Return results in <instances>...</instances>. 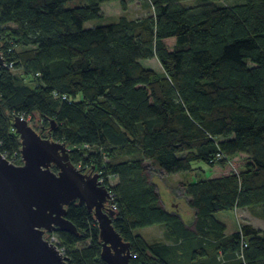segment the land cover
<instances>
[{"label": "trees", "instance_id": "16d2710c", "mask_svg": "<svg viewBox=\"0 0 264 264\" xmlns=\"http://www.w3.org/2000/svg\"><path fill=\"white\" fill-rule=\"evenodd\" d=\"M68 1L0 0V53L12 64L0 68V153L20 149L14 116L38 115L40 131L53 121L50 137L66 143L71 163L102 173L131 264H264L263 229L226 234L214 216L258 206L264 218V0ZM110 2L121 12L139 2L148 15L85 29ZM151 59L161 74L141 64ZM146 161L166 175L195 162L220 169L184 183L192 227L161 205ZM65 217L81 234L57 232L67 264H107L92 213L73 201ZM155 224L178 248L135 233Z\"/></svg>", "mask_w": 264, "mask_h": 264}, {"label": "water", "instance_id": "95a60500", "mask_svg": "<svg viewBox=\"0 0 264 264\" xmlns=\"http://www.w3.org/2000/svg\"><path fill=\"white\" fill-rule=\"evenodd\" d=\"M3 64L0 55V68ZM12 127L23 164H9L0 154V264H67L68 257L43 234L47 230L81 235L65 217L73 201L84 205L97 222L100 258L107 264H131L130 243L112 224L117 211L109 206L111 194L94 167L84 173L71 163L66 143L50 137L53 121L46 138L17 115Z\"/></svg>", "mask_w": 264, "mask_h": 264}, {"label": "rangeland", "instance_id": "374dc122", "mask_svg": "<svg viewBox=\"0 0 264 264\" xmlns=\"http://www.w3.org/2000/svg\"><path fill=\"white\" fill-rule=\"evenodd\" d=\"M238 2L239 0H232V1H227V2H220L218 4L219 5H234V4H237ZM241 2L242 0L240 1V3ZM78 4H80V0H73V1H68L66 6L71 7V6H77ZM187 4L193 5L194 2H188ZM147 15H148V10L139 2H134L133 4H131L126 12L120 11V8L117 2H110L108 4L102 5V16H100L99 18L95 20L86 22L83 27L85 29H89V28L109 25V24L117 22L119 18L122 16H124L126 19H129V20H133V19L135 20V19H142L146 17ZM10 26L13 27V25H10ZM173 45H174V40L173 39L168 40L167 42L168 48H171ZM18 49L19 48H16L17 51H19ZM141 64L146 68H150L154 70V72L158 74H161L162 72L159 62L155 59L142 61ZM11 73L12 75L18 78V76H20L21 74V71L18 68H15L11 70ZM18 81H20L19 78H18ZM33 115L34 116L32 115L25 116V117H28V116L30 117L29 122H30L31 127L36 132H38L43 138L48 137V132L50 129H47L45 127L44 131H40L39 130V127H40L39 120L40 119L38 118V115L36 114H33ZM243 159H245L244 156L238 155V156H235L231 160V162L235 167H238L239 169H241L243 161H244ZM199 164L202 167V169H205V172H204L205 175H203L198 170L197 165ZM192 166L193 167L196 166L195 171L197 172H189V173H186L187 175H183L184 177H186V179L188 180L190 179L191 181H195L199 178L212 177L220 173V169H218L217 167L212 168L211 170L202 163L195 162V163H192ZM226 170L229 171V167H227ZM85 171L87 172L88 170H85ZM169 176H170V179L175 178L176 180H178L182 176V174L176 173V175L170 174ZM176 193L177 194L175 196L178 197L179 194L178 192ZM260 210L261 209L258 206L252 207V208H245L241 211L238 210L237 208H232L228 210H223V212H221L217 216L221 219H225V220L229 219L231 222V228L234 229L233 232L238 231L240 229L241 224L243 223H249L253 227L261 229V227H264V218L259 214ZM225 233L230 234L232 233V230H229V232L227 231Z\"/></svg>", "mask_w": 264, "mask_h": 264}, {"label": "crops", "instance_id": "0c3cea01", "mask_svg": "<svg viewBox=\"0 0 264 264\" xmlns=\"http://www.w3.org/2000/svg\"><path fill=\"white\" fill-rule=\"evenodd\" d=\"M119 6V4H118ZM101 13H102V7H101ZM161 67V65H160ZM162 69V68H161ZM163 72V70H162ZM161 72V73H162ZM146 165L149 166V168L152 171V182L155 184L157 191L159 193V201L161 203V205L170 212H176L178 213L182 219L184 220L186 226H188L189 228L192 227L193 221L195 219V210L191 207H189L188 205V198L185 196L184 194V183L185 182H189L188 179H186V177H184L183 175H187L186 173H180L182 174V176L176 180L175 178H171L170 176L166 175L165 173L161 172L157 167H152L150 166V163L148 161L145 162ZM196 167V166H195ZM198 170L203 174L205 172V169H202V167L199 165H197ZM193 172H197V171H193ZM176 175V174H173ZM117 178L115 177H111L110 178V183L114 184L116 183ZM191 181V180H190ZM176 192H178V197H176L175 195L177 194ZM238 210H243L245 208H237ZM223 211H219L217 212L214 216L217 220H219L220 222H222L226 229L225 232H229V230H232V232L234 231L233 228H231V222L230 220H225V219H221L219 218L217 215L220 214ZM261 229L264 230V227H261ZM135 233L139 234L146 242L148 243H162V244H166V245H172L175 248H178V245L171 242L167 236H166V231L163 225L161 224H155V225H151V226H146V227H142L139 229L135 230ZM179 244V243H178ZM177 254V258H181L182 260V255L180 251L176 252ZM211 258L206 257V256H198L196 258H192L190 257L189 259H185L182 260V263L180 264H213L212 259Z\"/></svg>", "mask_w": 264, "mask_h": 264}, {"label": "built area", "instance_id": "2783aa9c", "mask_svg": "<svg viewBox=\"0 0 264 264\" xmlns=\"http://www.w3.org/2000/svg\"><path fill=\"white\" fill-rule=\"evenodd\" d=\"M1 55V53H0ZM1 57L3 58V56L1 55ZM4 59V58H3ZM4 67H8L9 69L12 68V64L11 63H6L5 59H4ZM28 81H30V79L28 78ZM63 99H65V97H63ZM23 119H26L30 125L29 119L30 117H22ZM31 126V125H30ZM1 156L3 157V159L7 160L8 163L12 164V165H21L22 164V158L20 155V151L19 150H14L12 152L9 153H0ZM80 169V167H78ZM86 172V171H85ZM93 171H91L90 173H92ZM99 175V180L101 182V184L105 185V180L102 177V173L100 171L96 172ZM108 180H110V178H108ZM106 186V185H105ZM110 194H111V200L109 201V206H111L112 208H115L116 205L112 202V198L113 195L111 193V190L109 189V187L107 186ZM43 238H45L49 243H51L53 246H55L56 250L59 252V254L66 256V250L64 245L62 244L58 234L56 232H49V231H44L43 234Z\"/></svg>", "mask_w": 264, "mask_h": 264}, {"label": "bare ground", "instance_id": "6f19581e", "mask_svg": "<svg viewBox=\"0 0 264 264\" xmlns=\"http://www.w3.org/2000/svg\"><path fill=\"white\" fill-rule=\"evenodd\" d=\"M3 66H4V65H3ZM3 66H2V67H3ZM9 164H10V163H9ZM22 164H23V162H22ZM22 164H21V165H22ZM18 166H19V165H18ZM113 210H116V207H115V208H113ZM45 231H47V230H45Z\"/></svg>", "mask_w": 264, "mask_h": 264}]
</instances>
